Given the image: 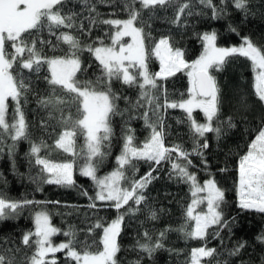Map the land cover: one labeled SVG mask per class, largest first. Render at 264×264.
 Wrapping results in <instances>:
<instances>
[{"label":"snow or ice","instance_id":"1","mask_svg":"<svg viewBox=\"0 0 264 264\" xmlns=\"http://www.w3.org/2000/svg\"><path fill=\"white\" fill-rule=\"evenodd\" d=\"M66 2L67 0H0V141L7 136L13 141L14 147L21 139L30 140L23 105L28 102L32 82L24 74V70L38 74L41 68L47 65L49 74L43 79L46 81L48 91L46 95L38 97V104L41 108L49 110L50 117L53 112L60 113L59 122L63 128L54 142V147L83 160L79 174L90 179L96 188L95 196L89 197L91 203L88 207L99 210L96 202H103L100 207L113 208L117 215L107 225L103 218H98L87 229L89 234L95 229L102 230L99 239L102 248L98 247L96 251H91L92 245H87L83 250L75 247L76 232L72 228L62 233L69 238L66 242L54 243L53 237L60 234L61 229L52 225L47 211L36 212L33 217L34 230L24 233L21 240L24 246H35L32 255L27 258L28 264H57L56 254L61 252L72 264H118L116 259L120 251L118 237L125 216L134 215L140 210L139 206L146 200L144 189L155 179L152 176L155 168L139 179L129 177L128 170L135 171L134 161L140 160L155 165H160L162 161L170 162V176L189 185L192 199L185 208L184 224L176 231L187 239L207 241L209 236L220 239V231L229 226L222 211V206L226 203L225 191L218 187L214 178L200 183L196 174L189 171V167L192 166L190 156H200L207 169L208 161L204 158L203 151L209 148L206 134L214 133L219 141L227 129L236 127L231 116L227 121L220 119L223 100L220 85L213 75V71L219 72L223 69L230 57L239 56L250 61L254 74V94L260 104L264 105V46H258L250 37L243 36L239 46L221 47L217 45L218 33L212 31L199 36L203 51L192 62L184 59L183 51L174 48L169 37H161L149 49L146 40L151 39V34L145 32L141 11L134 5L138 2L141 9L175 5L176 15L173 23L179 24L186 10H189L188 15L192 14L190 0L179 3L177 0H131V3H125L126 19L99 21L114 30L107 34L110 43L106 44L103 39L97 37L93 44H82L77 36L62 31L57 36L58 44L53 45L50 41L40 40L39 44L42 47L38 48V41L33 38L34 32L47 27L50 34L56 35L54 29H73L76 26L74 23L76 14L62 12ZM232 2L236 9L247 11L249 0ZM199 4L211 9L212 19H221L227 15V10L217 8L213 0H199ZM90 11L94 12L95 8H91ZM89 22L90 25H95L97 20L90 17ZM228 28L232 32H237L231 24ZM79 30L81 33L91 34V28L85 29L83 24H80ZM125 37L130 38L129 41H125ZM59 43L67 45L63 55L44 54L43 46L47 45L55 51ZM84 51L90 52L98 62L101 75L96 81L77 78L78 72L86 71L82 68L80 59V54ZM150 55L159 60V72L149 71ZM181 71L188 77L187 98H183L182 94L180 100H169L167 89L158 81L167 80ZM114 80L138 87L139 100L136 106L147 109L143 113V119L151 132L143 144L137 146L133 130L128 128L124 134L121 152L116 157L117 167L110 173L99 176L98 166L108 154L104 149L111 146L113 136L111 119L122 114L117 105L120 96L112 88ZM160 95H163V103L160 102ZM241 104H245L243 97ZM13 105L9 120V108ZM73 105L76 108L75 116L71 114ZM169 108H178L186 114L185 119L194 140L191 152L179 144L165 145L164 124L160 113L161 110L166 111ZM66 110L67 115L64 114ZM149 110L156 117L155 121L150 119ZM197 110L203 114L204 122H199L194 117L193 114ZM41 125L47 127L46 121L42 120ZM78 137H82L84 141L79 149ZM44 147L46 145L43 142L37 144L30 141V156L35 158V164L40 166V172L43 174L39 181L66 188L76 187L75 160L55 162L41 157L40 152ZM9 151L11 152V147ZM33 179L35 182L36 178ZM236 192L240 209L264 214V116L260 118V127L256 134L248 142L246 152L239 158ZM82 194L88 195L86 191ZM32 203L38 202L14 201L0 195V221L14 218L19 214L18 210ZM201 205H204L206 210L198 211ZM125 206L128 207L122 212L121 209ZM150 218L153 220L157 218L155 211H150ZM209 229L213 231L209 232ZM166 231L160 232L154 242L145 231L143 233L145 242L137 240L136 246L139 251L151 258L158 249L164 247ZM257 239L264 243V235L258 236ZM84 243L87 244L86 241ZM95 243L96 241H93V244ZM243 248L244 242H241L229 249L228 255L237 256ZM216 255L217 249L209 248L205 243L191 249L187 264H211L210 258ZM0 264H14V257L6 258L0 254ZM136 264H139V261ZM224 264L229 262L225 261Z\"/></svg>","mask_w":264,"mask_h":264},{"label":"trees","instance_id":"2","mask_svg":"<svg viewBox=\"0 0 264 264\" xmlns=\"http://www.w3.org/2000/svg\"><path fill=\"white\" fill-rule=\"evenodd\" d=\"M131 0H67L62 12L64 14L75 13L73 29H54L56 35L50 34L47 27L39 32H34V39L50 41L53 45L58 44L57 36L60 32H70L77 36L82 44H93L97 37L103 39L106 44L110 43L108 33L114 31L109 25L99 23L104 19H126L127 12L125 3ZM177 2H189V0H177ZM217 8H225L227 15L221 19L211 18V9L199 4V0H190L191 15L186 10L181 17V23H173L175 18V5L157 7L155 9H141L137 2L134 6L141 11V19L144 21L146 33L151 34V39L146 40V46L151 49L154 42L161 37H169L174 48H179L184 53V59L192 62L199 57L203 51L202 42L199 36L205 32L215 31L218 33L217 45L221 47L239 46L242 43L241 37L248 36L258 46H264V0H249L247 11L236 9L232 0H213ZM95 8V11H90ZM97 20L95 25H90L89 18ZM80 24L85 29L91 28V34L81 33ZM139 24V21H138ZM236 28L237 32L229 30L228 25ZM125 41L128 37L124 38ZM67 45L59 43V47L53 51L47 45L43 46L44 54L48 56L63 55ZM82 68L86 71L78 72L80 80L96 81L101 75L98 62L90 52L84 51L80 54ZM148 68L151 73L160 70L159 60L150 55ZM15 69V66H14ZM134 71V70H133ZM24 74L32 82V89L28 93L27 103L23 105L25 119L29 125L28 132L30 140H19L13 146V141L5 136L0 141V195L14 201L30 200L32 203L18 210L19 214L14 218L0 221V254L6 258L14 257V264H28L27 258L34 251L32 247L24 246L21 242L24 233L34 230L33 217L36 212L44 210L50 215L53 226L61 229V233L53 237L54 243L66 242L69 238L62 233L72 228L76 232L75 247L83 250L87 245H92L91 251L102 248L99 239L102 235L101 229H95L89 234L87 229L91 227L98 218H103L105 225L110 223L117 215L113 208L100 207L103 202L97 201L99 210L88 207L96 193L95 185L88 178L79 174V167L83 160L55 149L54 142L63 125L59 122V112H53L49 116V110L43 109L38 104V97L47 94L48 86L43 79L48 75L47 65L41 68L40 73ZM222 95V108L220 119L227 121L228 117L233 118L235 128L227 129L217 141L214 133H207L206 139L209 148L204 151V158L208 161L207 169L201 162V157L190 156L192 166L190 172H194L197 180L203 183L206 179L214 178L218 187L225 191L226 203L222 206L224 219L229 222L228 228L220 231V239L208 237L207 241L185 238L176 231L184 224V212L186 206L191 202L189 185L170 176L171 163L162 161L160 165L134 161L136 170H128L130 178L139 179L151 169L155 177L144 189L146 200L139 206L140 210L134 215L125 216L122 231L118 237L120 251L117 253L118 264H187L191 249L203 246L207 243L209 248H216L218 255L211 259V264H264V243L257 239L264 235V214L255 211H245L238 207V196L236 186L238 183V161L241 155L246 152L248 142L256 134L260 127V118L264 116V105H261L254 94V74L251 71L250 61L246 58L235 56L230 57L223 69L219 72L213 71ZM39 77V79L37 78ZM167 89L169 100H180L187 98L189 88L188 77L184 71L177 72L167 80L158 81ZM113 91L120 96L117 101L118 108L122 114L112 117L113 136L110 148L104 149L108 154L98 166L97 175L103 176L116 167V157L120 154L124 134L131 128L135 137V144L141 146L150 136L151 130L146 127L143 113L145 107H137L139 100V89L136 86L123 84L121 81L112 82ZM245 104H241V98ZM160 102L163 103V95H160ZM13 106L9 108L8 119L11 120ZM65 115L68 114L66 110ZM71 114L76 115L75 105L71 108ZM164 124V142L166 146L181 145L186 151L191 152L194 147L192 133L186 122V114L180 109L169 108L161 110ZM194 117L199 122H204L203 114L198 110ZM149 117L152 121L156 117L149 110ZM46 121L47 127L41 125ZM179 121V122H178ZM226 128V125H225ZM30 141L44 147L40 156L55 162L74 163V179L76 187L66 188L57 185H49L39 181L43 175L40 166L35 164V158L30 156ZM203 141H201L202 143ZM82 137L77 139V149L83 145ZM11 147V152L9 151ZM226 169V171H220ZM36 181L34 182V179ZM86 191L87 196L82 193ZM48 201H59V203H43ZM131 205L132 202L130 201ZM125 206L121 211H125ZM135 207V205H133ZM150 211H155L156 219L150 218ZM167 230V231H166ZM147 231L153 242L159 233L166 231L163 240L164 247L158 249L151 258L141 253L136 246L137 240L145 242L143 233ZM213 229H209L212 232ZM34 239V238H33ZM87 242L85 244L84 242ZM93 241H96L93 244ZM244 242V248L237 256H229L228 250ZM57 264H72L68 261L63 252L56 254Z\"/></svg>","mask_w":264,"mask_h":264},{"label":"rangeland","instance_id":"3","mask_svg":"<svg viewBox=\"0 0 264 264\" xmlns=\"http://www.w3.org/2000/svg\"><path fill=\"white\" fill-rule=\"evenodd\" d=\"M129 39H130V38H128V40H127V41H129ZM158 72H159V71H158ZM199 210H206V209H205V206H204V205H201V208H200V209H198V211H199Z\"/></svg>","mask_w":264,"mask_h":264}]
</instances>
